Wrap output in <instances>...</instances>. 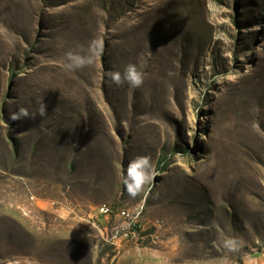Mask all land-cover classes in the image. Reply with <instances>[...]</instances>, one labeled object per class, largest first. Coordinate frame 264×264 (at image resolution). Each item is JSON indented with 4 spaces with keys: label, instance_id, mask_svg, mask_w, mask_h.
I'll list each match as a JSON object with an SVG mask.
<instances>
[{
    "label": "rangeland",
    "instance_id": "obj_1",
    "mask_svg": "<svg viewBox=\"0 0 264 264\" xmlns=\"http://www.w3.org/2000/svg\"><path fill=\"white\" fill-rule=\"evenodd\" d=\"M93 39L96 62L66 69ZM128 64L141 87L109 79ZM42 102L45 117L9 119ZM141 155L158 175L132 198L122 178ZM131 222L156 237L127 243ZM262 252L264 0H0V264Z\"/></svg>",
    "mask_w": 264,
    "mask_h": 264
},
{
    "label": "clouds",
    "instance_id": "obj_2",
    "mask_svg": "<svg viewBox=\"0 0 264 264\" xmlns=\"http://www.w3.org/2000/svg\"><path fill=\"white\" fill-rule=\"evenodd\" d=\"M104 44L102 40L93 39L89 42L87 50L68 51L65 54L66 63L64 67L68 70L75 71L93 65L96 60L103 54ZM112 83L117 86H122L127 83L130 87L139 88L145 82V73L138 69L135 64H128L123 72L110 71L107 73ZM45 117L47 115V105L40 103L36 112H30L26 107H19L16 111H12L9 119L19 121L24 119H35L36 115ZM254 127H256L254 125ZM158 173L155 170L152 158L148 155L136 156L129 161L126 169V174L122 178V182L126 187L130 197L135 198L145 191L147 186H150ZM242 243V242H239ZM238 242L235 239L224 240V247L228 250H235ZM224 264H227L225 259Z\"/></svg>",
    "mask_w": 264,
    "mask_h": 264
},
{
    "label": "built area",
    "instance_id": "obj_3",
    "mask_svg": "<svg viewBox=\"0 0 264 264\" xmlns=\"http://www.w3.org/2000/svg\"><path fill=\"white\" fill-rule=\"evenodd\" d=\"M99 213L102 216L108 217L111 215L112 211L108 206L103 205L99 208ZM120 215L128 216L129 214L123 211L120 213ZM126 229L127 230H124L122 235L124 240L129 244H143L147 240H151L156 237L155 234H151L145 229L144 226L136 222H131Z\"/></svg>",
    "mask_w": 264,
    "mask_h": 264
},
{
    "label": "crops",
    "instance_id": "obj_4",
    "mask_svg": "<svg viewBox=\"0 0 264 264\" xmlns=\"http://www.w3.org/2000/svg\"><path fill=\"white\" fill-rule=\"evenodd\" d=\"M247 264H264V252L251 256Z\"/></svg>",
    "mask_w": 264,
    "mask_h": 264
}]
</instances>
